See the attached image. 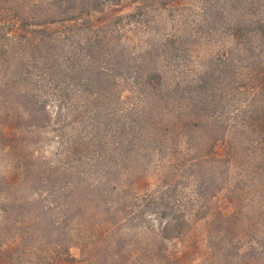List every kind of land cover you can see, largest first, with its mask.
Returning a JSON list of instances; mask_svg holds the SVG:
<instances>
[{"label":"trees","instance_id":"obj_1","mask_svg":"<svg viewBox=\"0 0 264 264\" xmlns=\"http://www.w3.org/2000/svg\"><path fill=\"white\" fill-rule=\"evenodd\" d=\"M0 264H264V0H0Z\"/></svg>","mask_w":264,"mask_h":264},{"label":"rangeland","instance_id":"obj_2","mask_svg":"<svg viewBox=\"0 0 264 264\" xmlns=\"http://www.w3.org/2000/svg\"><path fill=\"white\" fill-rule=\"evenodd\" d=\"M219 150H221V148H219Z\"/></svg>","mask_w":264,"mask_h":264}]
</instances>
